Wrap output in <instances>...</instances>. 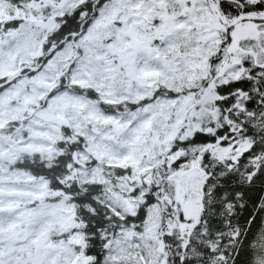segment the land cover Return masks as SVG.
Wrapping results in <instances>:
<instances>
[{
    "label": "snow or ice",
    "instance_id": "6c2138e0",
    "mask_svg": "<svg viewBox=\"0 0 264 264\" xmlns=\"http://www.w3.org/2000/svg\"><path fill=\"white\" fill-rule=\"evenodd\" d=\"M0 264H264V0H0Z\"/></svg>",
    "mask_w": 264,
    "mask_h": 264
}]
</instances>
